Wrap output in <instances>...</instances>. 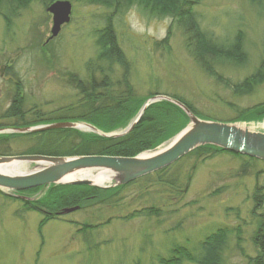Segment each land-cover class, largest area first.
<instances>
[{"label":"rangeland","instance_id":"374dc122","mask_svg":"<svg viewBox=\"0 0 264 264\" xmlns=\"http://www.w3.org/2000/svg\"><path fill=\"white\" fill-rule=\"evenodd\" d=\"M60 1L71 5L69 21L50 40L52 16L46 8L53 1L27 0L14 9L0 4V127L15 123L3 115L18 96L24 121L84 122L91 111L116 105L114 99L130 87L134 100L166 95L188 104L203 120L245 124L264 133V0L256 5L198 0L194 6L200 29L215 41L227 45L240 36L241 61L214 55L199 61L187 46L191 37L181 20L171 15L143 12L136 4L114 12L85 0ZM109 19L126 70L112 55H102L108 49L97 44ZM253 74L258 80L243 86ZM92 79L100 87L106 82L98 91L106 100L79 93L78 83L88 86ZM32 141L8 149L21 154ZM33 168L23 164L24 172ZM257 190L264 194V161L223 151L209 158L186 156L160 175L140 178L121 192L117 208L72 212L42 227L41 212L0 192V264H159L175 246L191 248L219 228L238 229L228 234L220 264H254L248 258L259 251L253 236L259 226L264 229V197L255 207ZM44 192L23 194L39 199ZM150 207L157 214L131 216ZM108 217L96 228L82 227Z\"/></svg>","mask_w":264,"mask_h":264},{"label":"trees","instance_id":"16d2710c","mask_svg":"<svg viewBox=\"0 0 264 264\" xmlns=\"http://www.w3.org/2000/svg\"><path fill=\"white\" fill-rule=\"evenodd\" d=\"M26 1L27 0H0V4L5 3L3 4L4 6L10 5V7L14 9L18 4L22 5ZM52 1L54 0H43V4L47 5ZM85 1L91 4L112 8L114 12L122 7H130L136 4L139 7H143V9H141L143 12H149L150 10L151 12H154L152 14L158 16L171 15L178 21L181 20L186 35L191 37V40L189 39L187 41V46L190 49L191 54H193V56L199 61H203L205 55H214L238 61H241L244 57L239 35H236L230 44L225 45L215 41L211 36L207 35L200 29L197 16L193 10L198 0ZM259 1L260 0H249L253 5L258 4ZM2 15L5 17L8 16L5 13H2ZM111 23V19H109L99 32L97 35V44L104 50L106 48L108 49V51H105L102 55L106 57L113 56V60L119 62L123 66V70H126L127 67L122 61V53ZM260 68H264V60L261 61ZM257 80V75L253 74L244 81L243 86L248 88L250 84L252 85V83ZM105 83L106 82L103 81L102 87H100V85H97V82L92 79L88 86L80 82L76 88L81 95H85V99L98 100L100 97H106L105 95L99 96L98 92L105 87ZM156 94H152L150 97ZM18 97L13 99L11 106L3 115L5 118L12 117L16 119L15 123L11 126L26 127L42 123L39 122V120L35 122L24 121L25 115L22 113V99ZM116 98H113L114 102L117 101L116 105L113 107H105L98 111H91L88 113L89 115H85L83 120H87L86 122L92 124L103 132H111L119 127H125L129 123L130 118L135 115L146 99L134 100L130 87L122 93V96ZM181 103H183L194 114H198L188 104L182 101ZM187 122V116L179 107L168 101H158L150 104L133 128L123 136L105 138L93 133L82 134L72 129L0 134V156L14 155L8 149L9 144L20 140L23 141L24 139L35 138V141H32L33 145L31 144L29 150L21 154H43L53 156L99 154L131 157L145 149L155 148L161 142H164L181 130ZM219 152H223V150L210 145H204L195 148L186 156L194 155L197 158H209ZM167 169L168 167L153 174L160 175ZM137 181L138 180L124 186L107 189L87 185H50L45 189L43 196L33 202H25L18 199L15 200L21 201L24 204V207L28 210L41 212L43 217L39 222V226L42 227L46 222L55 218V213L57 211L65 207L77 206L79 211L90 209L91 213H97L103 209L113 207L117 208L121 200V192ZM40 189L42 188H34L29 191L36 192ZM259 193L260 190H257L254 195V198L256 199L255 207L258 206L257 203H259L264 197V194L261 193L262 195H259ZM147 214H157V211L151 207L142 208L134 211L131 216H142ZM96 218L99 219V217ZM111 219L112 217H108L104 221H97L94 222V224L84 223L82 227L84 230L93 227L96 228L102 224L108 223ZM234 231L238 233V229L219 228L208 235H205L203 239L198 241L191 248L177 245L171 249L170 255L166 258L159 259V264H220L225 241L228 234ZM253 237L255 240L254 244L259 246V251L256 257L248 258L249 260H252L254 264H264L263 225L258 227Z\"/></svg>","mask_w":264,"mask_h":264},{"label":"water","instance_id":"95a60500","mask_svg":"<svg viewBox=\"0 0 264 264\" xmlns=\"http://www.w3.org/2000/svg\"><path fill=\"white\" fill-rule=\"evenodd\" d=\"M46 11L52 15V27L49 39L55 37L61 26L69 21L71 5L68 1L57 0L51 3ZM155 100H165L178 106L188 117V124L169 141L164 148L147 154L131 157L108 155L77 156H45L15 155L0 156V166L15 162L18 164H34L29 172L9 174L0 171V190L3 192H20L31 188L50 185H90L107 188L96 184L88 177H72L81 172H106L113 176L110 186L130 183L140 177L163 169L183 157L198 146L211 145L232 153L245 155L264 161V133L241 128L236 123H220L203 120L194 115L181 102L164 95H156L148 99L139 109L135 119L118 133H103L91 125H86L102 137H116L129 132L139 120L145 108ZM57 128H77L73 122H54L47 125L15 129L17 132H31ZM18 198L30 200L28 197L16 195ZM77 207L65 208L58 214L69 213Z\"/></svg>","mask_w":264,"mask_h":264},{"label":"bare ground","instance_id":"6f19581e","mask_svg":"<svg viewBox=\"0 0 264 264\" xmlns=\"http://www.w3.org/2000/svg\"><path fill=\"white\" fill-rule=\"evenodd\" d=\"M237 125L239 127H241V128H246L247 127V128H249L251 130V127L247 126L245 124H237ZM80 126H81V129H83V130L88 129V127L85 126V125H80ZM0 171L1 172H5V173H9V174L22 173V172H24L23 164L21 165V164L15 163V162H10L8 164H4V165L0 166ZM72 177H76V178L88 177L90 179H93V181L96 184L101 185V186L108 185L109 183L114 181L113 176L111 174H109V173L107 174L106 172H99L96 175H91L90 172H81V173H79L77 175H74Z\"/></svg>","mask_w":264,"mask_h":264}]
</instances>
